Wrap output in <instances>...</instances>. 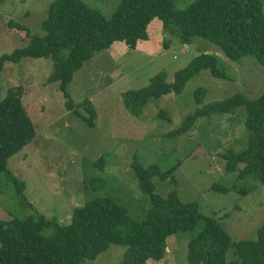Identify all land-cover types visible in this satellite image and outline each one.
Masks as SVG:
<instances>
[{"label":"rangeland","instance_id":"obj_1","mask_svg":"<svg viewBox=\"0 0 264 264\" xmlns=\"http://www.w3.org/2000/svg\"><path fill=\"white\" fill-rule=\"evenodd\" d=\"M52 1L0 0V57L27 47L31 40L25 32L11 29V20L26 26L32 36L44 35L42 23ZM82 1L108 18L122 2ZM194 1L176 0L175 5L185 8ZM148 34L149 39L140 42L138 49L116 43L74 73L69 86L71 99L77 105L91 100L98 114L95 128L67 109L59 82L48 83L54 71L51 59L24 58L17 64H5L0 71V101L10 88L24 87L22 102L37 134L8 161V169L26 185L22 194L0 171L1 222L37 214L66 225L76 208L105 195L119 201L133 220L142 221L152 203L150 195L140 188L133 165L157 164L166 171L180 164L173 177L153 179L156 193L165 197L176 189L183 203L196 201L203 215L222 223L233 242L257 238L264 224V185L252 174L239 179L244 165L227 171L223 158L227 151L241 153L248 147L246 108L202 119L184 135L177 131L210 103L237 93L249 99L259 97L264 92V66L253 56L231 61L203 37L185 44L167 33L159 18L150 24ZM203 54L215 55L229 78H217L210 70H203L182 93L150 99L137 114L128 109L124 93L147 86L161 72L173 83L176 72ZM200 88L205 89L202 105L196 97ZM80 111L90 117L85 108ZM161 113L169 120L160 118ZM102 157L104 170L97 165ZM94 179L105 180L107 187L96 191ZM202 229L199 224L194 231L171 236L165 259L148 264H190L189 242ZM125 251L126 247L114 245L97 260L83 264H121ZM232 260L231 249L227 261Z\"/></svg>","mask_w":264,"mask_h":264},{"label":"trees","instance_id":"obj_2","mask_svg":"<svg viewBox=\"0 0 264 264\" xmlns=\"http://www.w3.org/2000/svg\"><path fill=\"white\" fill-rule=\"evenodd\" d=\"M175 2L122 0L108 18L82 0H53L42 23L44 35L32 36L26 26L11 20L10 28L25 32L31 40L27 47L0 57V71L6 63L17 64L24 58L51 59L54 71L48 83L59 82L67 109L95 128L98 114L91 100L77 105L71 99L69 86L74 73L117 42L138 49L140 42L149 39L148 28L155 18L162 20L167 33L185 44L203 37L217 45L231 61L253 56L264 66L263 0H195L185 8H177ZM203 70H210L217 78H229L215 55L203 54L176 72L173 83H168L166 73L161 72L147 86L124 93L125 104L137 114L150 99L182 93ZM23 96L24 87L18 86L10 88L7 97L0 101V171L14 184L18 194L23 193L26 185L8 169V161L33 142L37 134L22 102ZM196 97L202 105L205 89H198ZM81 107L90 117L81 114ZM240 107L247 111L248 147L241 153L227 151L223 155L226 170L235 171L243 164L238 178L252 174L264 185V92L255 99L237 93L210 103L188 118L177 134L191 132L198 121L213 115H232ZM159 117L169 120L165 113ZM104 160L102 157L97 163L102 170ZM179 165L166 171L157 164L133 165L139 186L150 195L152 203L142 221L133 220L111 195L97 197L76 208L66 225L37 214L24 220L0 221V264H83L97 260L114 245L126 247L121 264L161 262L167 256L168 239L180 232L194 231L199 224L203 229L188 245L190 264H264V224L255 240L233 242L222 223L203 215L196 201L183 203L176 189L165 197L155 192L153 179L173 177ZM92 185L96 191L107 187L102 179L92 180ZM231 249L234 260L228 262Z\"/></svg>","mask_w":264,"mask_h":264},{"label":"crops","instance_id":"obj_3","mask_svg":"<svg viewBox=\"0 0 264 264\" xmlns=\"http://www.w3.org/2000/svg\"><path fill=\"white\" fill-rule=\"evenodd\" d=\"M117 43H119V42H117ZM115 44H116V43H115ZM115 44H114V45H115ZM114 45H113V46H114ZM113 46H112V47H113Z\"/></svg>","mask_w":264,"mask_h":264}]
</instances>
